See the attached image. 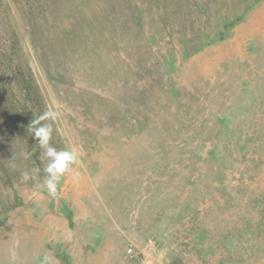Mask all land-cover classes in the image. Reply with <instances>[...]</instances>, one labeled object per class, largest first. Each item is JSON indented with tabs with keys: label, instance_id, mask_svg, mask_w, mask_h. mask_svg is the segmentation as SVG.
I'll return each instance as SVG.
<instances>
[{
	"label": "rangeland",
	"instance_id": "374dc122",
	"mask_svg": "<svg viewBox=\"0 0 264 264\" xmlns=\"http://www.w3.org/2000/svg\"><path fill=\"white\" fill-rule=\"evenodd\" d=\"M44 112L78 156L56 196ZM146 237L162 264H264V0H0V264Z\"/></svg>",
	"mask_w": 264,
	"mask_h": 264
},
{
	"label": "clouds",
	"instance_id": "9594fccd",
	"mask_svg": "<svg viewBox=\"0 0 264 264\" xmlns=\"http://www.w3.org/2000/svg\"><path fill=\"white\" fill-rule=\"evenodd\" d=\"M59 116L56 112H44L40 115L34 116L27 131L32 134L38 145L45 150V156L49 163L44 171L48 174L45 183L39 187H46L49 195H57V185L61 177L68 171L77 159V152L75 149L58 151L50 144L52 138L53 127L50 123H42L43 121H55ZM25 181L30 179L29 173H23Z\"/></svg>",
	"mask_w": 264,
	"mask_h": 264
},
{
	"label": "built area",
	"instance_id": "2783aa9c",
	"mask_svg": "<svg viewBox=\"0 0 264 264\" xmlns=\"http://www.w3.org/2000/svg\"><path fill=\"white\" fill-rule=\"evenodd\" d=\"M162 260L160 243L153 237H146L140 245L132 241L127 243L120 264H162Z\"/></svg>",
	"mask_w": 264,
	"mask_h": 264
},
{
	"label": "trees",
	"instance_id": "16d2710c",
	"mask_svg": "<svg viewBox=\"0 0 264 264\" xmlns=\"http://www.w3.org/2000/svg\"><path fill=\"white\" fill-rule=\"evenodd\" d=\"M227 30H228V29H227V26H226L225 30L219 32L218 34L216 33V35L214 36V38H219V39L224 38V37L227 35ZM205 36H208V35L206 34ZM212 40H213V39H212ZM212 40H210V41H212ZM201 46H202V45L196 44V45L193 46V48H194V50H195V49H197V48H200ZM194 50H193V51H194ZM29 114H30V113H29ZM30 115H31V114H30ZM28 119H29V121H26V120H25L24 125H25V127H26V128H25V129H26V132L32 136V134L29 133V132L27 131L28 125L30 124V122L32 121V119H30L29 116H28ZM32 137H33V136H32ZM68 218H69V217H68Z\"/></svg>",
	"mask_w": 264,
	"mask_h": 264
}]
</instances>
